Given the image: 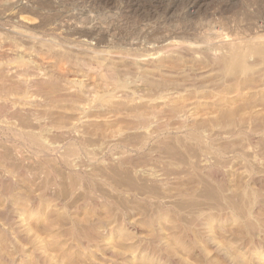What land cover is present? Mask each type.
I'll use <instances>...</instances> for the list:
<instances>
[{
	"label": "rangeland",
	"instance_id": "1",
	"mask_svg": "<svg viewBox=\"0 0 264 264\" xmlns=\"http://www.w3.org/2000/svg\"><path fill=\"white\" fill-rule=\"evenodd\" d=\"M0 61V264H264V0H0Z\"/></svg>",
	"mask_w": 264,
	"mask_h": 264
},
{
	"label": "bare ground",
	"instance_id": "2",
	"mask_svg": "<svg viewBox=\"0 0 264 264\" xmlns=\"http://www.w3.org/2000/svg\"><path fill=\"white\" fill-rule=\"evenodd\" d=\"M43 3H44V2H41V3H39V4L37 5V8H36V9H37V10H36L37 12H38L39 10H40V11L42 10V5L44 6ZM46 4H47V3H46ZM34 6H35V5H34ZM22 9H23V8H22ZM24 10H25V9H24ZM24 10H23V12H24ZM31 11H32V10H31ZM25 12H26V11H25ZM28 12H30V11H28ZM33 12L35 13V11H33ZM47 21H48V20H47L45 17H43L42 20H41V23H40L41 25H40V26H44L45 23H46ZM13 32H14V31H13ZM16 32H17V31H16ZM19 32H20V31H19ZM19 32H18V33H19ZM22 36H23V35H22ZM25 37H26V36H25ZM26 38H27V37H26ZM170 46H171V45H170ZM172 47H173V45H172ZM181 47H182V46H181ZM172 50H173V48H172ZM180 50H181V49H180ZM174 51H175V50H174ZM241 55H242V56H241ZM241 55H239V56L242 57L241 59L244 58V60H245V58L247 57L246 52L243 53V54L241 53ZM10 56H11V55H10ZM246 59H247V58H246ZM10 60H12V56H11ZM248 60H249V58H248ZM248 60H247V61L245 60V61H246V64H244V66L247 65ZM1 61L3 62V60H1ZM1 61H0V62H1ZM18 61L20 62V63L17 62V64H18L19 66H17V67L15 68L17 71H16L15 69H13V70L11 69L13 72H14V71H15V72H18V70H21V69H23V68H25V67L27 66V62H26V64H24V63H25L24 61H20V60H18ZM31 61H32V60H31ZM31 61H30V62H31ZM134 61H135V60H134ZM136 61L138 62V60H136ZM245 61H244V62H245ZM28 62H29V60H28ZM36 63H39V62L36 61ZM17 64H16V65H17ZM31 64H32V63H31ZM2 65H3V64L0 63V66H2ZM25 65H26V66H25ZM34 65H35V64H34ZM42 65H43V63H42V64H39V66H42ZM29 66H30V65H29ZM27 67H28V66H27ZM36 67H37V65H36ZM150 67H152V66H150ZM38 68H39V67H38ZM43 68H44V67H43ZM147 68H148V67H147ZM147 68H146V69H147ZM29 69H30V68H29ZM34 69H35V68H34ZM148 69H149V68H148ZM148 69H147V71H148ZM152 69H153V67H152ZM152 69H151V71H152ZM6 70H7V69H6ZM9 70H10V69H9ZM38 70H40V69H38ZM38 70H37V72H38ZM48 70H49V69H48ZM154 70H155V69H154ZM22 71H23V70H22ZM31 71H32V70H31ZM49 71H50V70H49ZM6 72H8V71H6ZM43 72H44V71H43ZM145 72H146V70H145ZM30 73H31V72H30ZM41 73H42V72H41ZM151 73H152V72H151ZM4 74H5V73H4ZM15 74H17V73H15ZM33 74H34V73H33ZM35 74H36V73H35ZM44 74H45V72H44ZM46 74H48V73H46ZM49 74H50V73H49ZM21 75H22V74H21ZM29 75H30V74H29ZM36 75H37V74H36ZM67 75H68V74H67ZM72 75H73V74H72ZM6 76H7V75H6ZM18 76H19V77H18ZM24 76H25V74L23 75V77H24ZM32 76H33V75H32ZM34 76H35V75H34ZM43 76H44V75H43ZM48 76H52V75H48ZM48 76H47V77H48ZM70 76H71V75H70ZM17 77H18V78H16V75H15V78L18 79V84H19L20 86H22L23 89H25V88H26V89L29 88V84H30L31 87H33V86L31 85L32 82H30L31 79L28 80V77H29V76L25 77V78H27V79H25V78L20 77V74H18ZM44 77H45V76H44ZM44 77H43V78H44ZM53 77H55V76H53ZM58 77H59V76H58ZM66 77H67V76H66ZM72 77H73V76H72ZM11 78H12V77H11ZM30 78H31V77H30ZM41 78H42V77H41ZM43 78H42V79H43ZM48 78H49V77H48ZM62 78H63V77H62ZM32 79H33V78H32ZM44 79H45V78H44ZM60 79H61V78H60ZM67 79H69V78H67ZM67 79H65V80L67 81ZM46 80H47V78H46ZM65 80H63V82H65ZM71 80H72V79H71ZM42 81H43V80H42ZM72 81H74V80H72ZM69 83H70V82H69ZM12 84H13V83H12ZM14 84H15V83H14ZM132 86H133V85H132ZM39 87H40V86H39ZM3 88H4V87H3ZM3 88H2V89H3ZM14 88H15V87H14ZM127 88H128V87H127ZM5 89H6V88H5ZM21 89H22V88H21ZM6 90H7V92H8V91H9V88H7ZM19 90H20V89H19ZM31 90H32V89H31ZM130 90H131V89H130ZM20 91L22 92V91H25V90H20ZM20 91H19V92H20ZM27 91H28V90H26V92H27ZM33 91H34V90H33ZM7 92L5 91V93H6L5 100H3L4 97H1V98H3V99H2L3 101L0 100V103H1V104L3 103V104H2L3 107H2V109H1L2 112L18 114V113H19V112H17V111H18V110H17V108H18L17 106H18V105L15 104V102H16V103H19V104L22 103V105H26V106H28V105L30 106V103H32L31 100H32L33 97H32L31 99L28 97L29 92H30V88H29V92H28V94H27L26 92H25V93L22 92V96H20L19 93H18V96H20V97H15V96L13 97V96H12L13 94H10V95H9V94H7ZM15 92H16V90H15ZM31 92H32V91H31ZM3 93H4V92H3ZM5 93H4V94H5ZM9 93H10V92H9ZM1 94H2V93H0V95H1ZM4 94H3V95H4ZM20 94H21V93H20ZM32 95H33V94H32ZM4 96H5V95H4ZM10 96H11V97H10ZM29 96H31V95H29ZM117 96L119 97V95H117ZM1 98H0V99H1ZM12 98H14V99H12ZM89 98H91V97H89ZM89 98H87V99L90 100ZM92 98H93L92 100H95V99H96V98H94V97H92ZM119 98H120V97H119ZM33 100H34V99H33ZM90 101H91V100H90ZM94 102H95V101H94ZM88 103H89V102H88ZM16 105H17V106H16ZM87 105H88V104H87ZM87 105H84V106L82 107L81 110L85 112V111L88 109V106H87ZM89 105H91V104H89ZM29 106H28V107H29ZM16 107H17V108H16ZM19 108H21V107H19ZM19 108H18V109H19ZM16 110H17V111H16ZM20 110H21V109H20ZM20 110H19V111H20ZM24 110H25V109H24ZM24 110H23V111H24ZM15 111H16L17 113H16ZM58 131H59V130H58ZM60 131H62V130H60ZM69 131H70V130H69ZM69 131H68V133H66V134H68V136H69V133H70ZM60 133H61V132H60ZM64 133H65V132H63V133H61V134L63 135ZM66 134H65V135H66ZM69 137H70V136H69ZM70 138H71V137H70ZM35 141H36L39 145H42V146H43V144H42L43 142H41L40 138H36ZM36 142H35V143H36ZM43 148H45V146H44ZM45 149H47V147H46ZM45 149H44V150H45Z\"/></svg>",
	"mask_w": 264,
	"mask_h": 264
}]
</instances>
